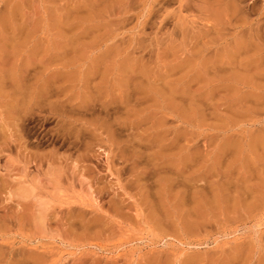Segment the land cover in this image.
<instances>
[{"label": "rangeland", "instance_id": "obj_1", "mask_svg": "<svg viewBox=\"0 0 264 264\" xmlns=\"http://www.w3.org/2000/svg\"><path fill=\"white\" fill-rule=\"evenodd\" d=\"M0 264H264V0H0Z\"/></svg>", "mask_w": 264, "mask_h": 264}, {"label": "bare ground", "instance_id": "obj_2", "mask_svg": "<svg viewBox=\"0 0 264 264\" xmlns=\"http://www.w3.org/2000/svg\"><path fill=\"white\" fill-rule=\"evenodd\" d=\"M213 3V2H212ZM213 5V4H212ZM215 10V9H214Z\"/></svg>", "mask_w": 264, "mask_h": 264}]
</instances>
